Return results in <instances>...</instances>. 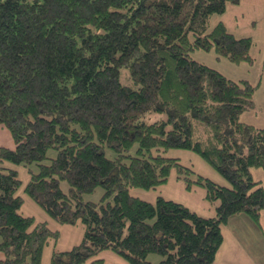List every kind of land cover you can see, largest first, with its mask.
I'll list each match as a JSON object with an SVG mask.
<instances>
[{
  "label": "trees",
  "instance_id": "obj_1",
  "mask_svg": "<svg viewBox=\"0 0 264 264\" xmlns=\"http://www.w3.org/2000/svg\"><path fill=\"white\" fill-rule=\"evenodd\" d=\"M238 2L0 0V126L15 144L0 145V264H43L48 246L49 264H105L94 258L103 251L129 264H150V253L164 256L158 264H212L232 216L259 224L264 189L251 169L264 171V128L240 120L255 108L256 86L192 57L252 63L251 38L210 24ZM149 113L165 119L147 122ZM169 149L195 152L228 184L165 157ZM16 165L38 170L22 185ZM172 169L218 201L213 216L130 194L164 184ZM98 186L101 201H83ZM26 199L48 219L37 220ZM78 224L81 239L55 249L57 225Z\"/></svg>",
  "mask_w": 264,
  "mask_h": 264
},
{
  "label": "crops",
  "instance_id": "obj_2",
  "mask_svg": "<svg viewBox=\"0 0 264 264\" xmlns=\"http://www.w3.org/2000/svg\"><path fill=\"white\" fill-rule=\"evenodd\" d=\"M220 22L234 37L251 38L252 63L233 64L223 57H217L213 51H196L192 53V57L199 63L212 66L232 81L245 80L256 86L255 108L243 112L240 120L256 128H264V0H239L237 4H227L222 14L214 15L210 19L211 27ZM6 147L13 149L15 144L13 147L11 145H6ZM251 175L255 181L260 182L264 189V171L260 168H252ZM24 202L36 216L41 214L27 199ZM205 213H208V216L213 215L211 209ZM42 220H47V218ZM221 232L223 241L212 264H263L264 210L261 212L259 224L253 222L245 214H237L221 226ZM52 249V247L45 248L43 264H49ZM55 249H58L57 245ZM3 258L0 252V260Z\"/></svg>",
  "mask_w": 264,
  "mask_h": 264
},
{
  "label": "rangeland",
  "instance_id": "obj_3",
  "mask_svg": "<svg viewBox=\"0 0 264 264\" xmlns=\"http://www.w3.org/2000/svg\"><path fill=\"white\" fill-rule=\"evenodd\" d=\"M214 63V62H212ZM213 68L212 66H209ZM215 69V68H213ZM216 70V69H215ZM218 71V70H217ZM165 119V115L163 114H155L149 113L146 115V121L152 122L154 120ZM14 141L12 142L9 131L4 127L0 126V145H11L13 147ZM137 148V144H134L133 148L130 150V154L134 155ZM57 154L55 149H49L47 152L48 158H53ZM165 157L168 158H177L180 163L196 169V175H203L214 182L220 185H227L228 182L225 180L223 176H221L214 167L208 164L202 157L196 154L193 151L185 150V149H169L167 151L162 152ZM105 155L108 158H114L116 153L110 149H105ZM45 164L50 163V160L47 159L44 161ZM19 171V176L22 180V185L29 179L28 169H31L33 172H37L38 167L36 165H30L29 167H23L21 165L14 166ZM190 178L195 179L196 176L192 175ZM60 186L64 191H68V184L66 181H61ZM23 195V192H20ZM130 194L135 197H139L143 200L154 202L157 196H162L166 199L173 200L177 203H181L191 210L195 211L198 215L208 216L209 209H211V213L214 215V208L217 205L218 201L214 204L208 202L205 198V188L200 186L199 184L192 185L191 188H186V185L182 180L177 179V173L174 169L171 170L168 175L167 181L156 187L155 189H141V188H131ZM104 195V189L98 186L92 192L85 193L82 196L83 201L99 203L101 201L102 196ZM37 207V205L33 204ZM39 209V208H38ZM41 210V209H39ZM213 210V211H212ZM33 213L31 210H29ZM43 212V211H42ZM204 213V214H203ZM212 215V216H213ZM37 220L46 219L47 216L45 213L38 214L36 216ZM48 219V218H47ZM56 227V226H55ZM60 230L61 237L58 240L57 248L60 251H65L70 249L74 244H76L82 237V226L78 225H57ZM56 227V228H57ZM50 248V246H48ZM47 248V247H46ZM94 258H101L104 260L105 264H129L124 258L119 256L118 254L112 251H103L97 254ZM164 256L158 253H150L147 256V261L150 264H158ZM262 263L264 264V257H262Z\"/></svg>",
  "mask_w": 264,
  "mask_h": 264
}]
</instances>
